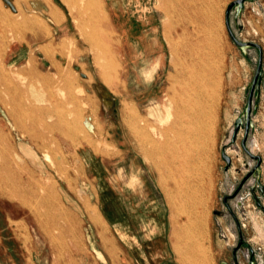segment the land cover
Listing matches in <instances>:
<instances>
[{"label": "rangeland", "instance_id": "rangeland-1", "mask_svg": "<svg viewBox=\"0 0 264 264\" xmlns=\"http://www.w3.org/2000/svg\"><path fill=\"white\" fill-rule=\"evenodd\" d=\"M231 1L0 0V50L11 45L0 56V66L8 62L0 69L1 84L17 76L28 82L23 70L29 62L50 81L33 80L23 102L0 100L9 106L46 98L37 104L49 105L51 94L67 117L78 119L81 140L68 148L50 141L55 134L46 132V149L38 150L11 126L0 103V129L12 142L11 173L18 183L16 190L0 189V264H264V0H244L228 12L234 37L256 43L260 55L257 47H240L230 37L225 11ZM259 56L262 74L251 91ZM210 61L203 73L198 65ZM173 73L208 84L201 94L209 105L207 132L192 143L195 154L188 163L192 194L202 204L189 213L200 225L196 237L202 251L187 252L184 259L174 243L180 246L185 235L174 239L171 233L166 188L172 186L167 177L172 163L158 160L174 143L162 133L168 121L155 115L170 84L179 85L171 80ZM125 112L148 122L137 125L153 134L158 151L133 136ZM85 116L92 127L88 145ZM238 118L242 123L234 132ZM25 125L31 127L29 121ZM53 156L60 160L59 171L50 166ZM47 181L59 207L49 206L39 185ZM92 206L103 231L91 221ZM176 221L182 223L185 215Z\"/></svg>", "mask_w": 264, "mask_h": 264}, {"label": "bare ground", "instance_id": "bare-ground-1", "mask_svg": "<svg viewBox=\"0 0 264 264\" xmlns=\"http://www.w3.org/2000/svg\"><path fill=\"white\" fill-rule=\"evenodd\" d=\"M4 15L8 16V14H4ZM95 15L97 17L96 11H95ZM99 29L98 31L101 32L102 31L101 28ZM107 35H108L107 36L108 40L113 38L111 33ZM10 46H11L10 43H7L6 47L0 50V56L4 55ZM97 46L101 47L102 45H97ZM105 48L107 49V47ZM46 52H48L47 49ZM173 55L175 56L174 48H173ZM7 63L8 62L2 63L0 69L4 70V65ZM211 65L212 62L210 61V63H204L201 66L200 65L198 66L202 69V72L205 73L210 68ZM23 71L26 72V74L29 77L28 82L27 81L23 82L22 76L15 77L16 79L13 82L10 81L11 78L9 77L6 78V76H4V78H6L7 80H3V81H10L9 84L7 83L1 84L2 82L0 79V97L6 99L9 98L21 99L22 101L23 91L27 89L28 85L30 89H32L33 80L40 81L42 85H46L50 82L48 76L38 72L35 64L32 62H29ZM4 74L8 75L7 72H4ZM21 77L22 79H20ZM170 77L171 80L174 78L177 79L179 85L174 88L173 85L170 84L171 88L169 87V89L166 91L163 99L164 102L161 103L162 105L161 112H165V114L164 116H162L160 112V108H157L155 115L158 121L159 120L160 121L166 120L165 122L168 121V127L166 125L168 130L166 128V130L164 129L165 131L163 130L164 132L162 133L163 135H168L166 141L172 142L174 144L170 146L167 150H165L166 152L164 153L165 155L160 157L158 160L160 163L166 164V162L168 161L172 163V171L169 175H167V177L171 180L172 186L166 188V193L168 196L170 208L172 210V217H173V229L171 232L172 238L175 239L176 237H178V234L182 232L185 235L184 238L182 239V242L180 243V246L177 245L176 242L174 243L175 246L174 248H176L177 250L179 249V251L176 250L177 254H179L182 257V259H184L186 257L185 254L187 252L192 256L194 249H197L199 253L202 251V248L200 246L201 244L199 240L197 241V237H196L197 234H199L200 225H198V221H196V219H193L189 214L191 211H193L196 208V205L200 207V205L202 204L200 202V199L195 198L194 194H192L193 190L191 191L192 183L190 182V180L193 175V169L188 163L189 160L195 154L193 153L192 143L197 142L198 139L200 137H203L207 132V127L205 126L203 120L208 115L207 112L209 105L206 97L201 96V94L203 95L206 94L205 91L208 88V84L207 81L198 82V80L191 78H186V80L183 81L175 73H173ZM123 90L125 91V89ZM187 95L193 97V99L192 98H190L191 100L185 99L184 96ZM45 99L46 98L43 99L36 98L35 100H33L34 102H32V99L30 100L28 99V102L25 104H23L22 101V102H17L16 105H9V106H6V103L4 102L2 103L1 100L0 103L3 106H5L4 110L6 111L9 117L11 126L17 129L21 134L26 135L30 140V142L38 150L45 151L46 149L47 141H48L45 140V136H44L46 132L54 133L55 137L54 135H52L50 137V141L52 142L56 141L57 144L61 146H63V144H66L68 148H73L78 146V144L81 143V140H79L76 135L78 129V119H76V117H71V118L67 117V115H69L70 113L66 112L64 106L62 105V102L58 101L51 94L47 97L49 105L37 104V102L39 101L43 102ZM25 105H30V106H25ZM152 109L151 112L154 110ZM87 112L89 111L85 110V113ZM125 113L127 115L123 117V121L126 126L128 125V127H131V129L134 131L133 136H136L135 138L139 139V141L141 140V143L143 140H145V142H147L148 144L151 143L150 144L151 151H158L156 144H154L155 140L153 139V134L151 133L150 135V133L146 131L145 127L142 126L144 124L149 125L148 122L145 121L143 118H140L137 112H133V113L125 112ZM152 113L154 115V111ZM51 117H54V119L52 118L53 120L50 123H48L46 119L47 118L49 119ZM90 120H91L90 117L87 116L84 117L83 126L85 129L86 136L83 142H86V145L90 143L88 137V135H90L91 133V128H92ZM27 121L30 122L31 127L25 125V122ZM138 121L142 122L141 123L142 125H139V123L137 125ZM66 133H68V135ZM17 139H19V137ZM12 153H13L12 142L9 140L7 134L3 133L0 129V170L2 171L4 170L5 172H8V175L1 174L0 189H3L5 187H10L15 190L18 189L17 187L18 183H16L17 181L16 179H14L13 174L11 173V165L13 163ZM50 166L55 170L59 171L60 170L59 168H61L60 160L59 161L56 160L53 156ZM39 185L42 188H44L47 193L49 206L56 205V207H59V205H57L56 193L54 190L53 183L51 181H47L44 183H39ZM1 193L3 195V192ZM11 197L14 196L11 195ZM174 197L178 200L177 204L174 203L173 201ZM91 208L92 210L89 211H90V218L92 223L103 231V219L100 213L98 212L96 207L92 206ZM180 215H185V221H183L182 223H178L176 221ZM102 244L104 246V243ZM186 261H188L187 263H190L191 259H188Z\"/></svg>", "mask_w": 264, "mask_h": 264}, {"label": "water", "instance_id": "water-1", "mask_svg": "<svg viewBox=\"0 0 264 264\" xmlns=\"http://www.w3.org/2000/svg\"><path fill=\"white\" fill-rule=\"evenodd\" d=\"M243 1L244 0H233L231 1L228 5H227V8H226V11H225V24H226V27L228 29V32H229V35L230 37L233 39V41L240 47H245V46H255L257 47V49L259 50V55H260V47L256 44V43H253V42H243V41H239L237 40L233 33L231 32L230 28H229V25H228V12H229V9L233 6L237 7V8H241L242 7V4H243ZM261 60H260V56H259V60H258V63H257V67H256V71H255V75L253 77V80H252V88H251V91L253 89V87H258V84H259V80H260V77H261ZM250 111H251V93L248 97V100H247V105H246V108H245V117H244V122H245V133H244V139L242 141V143H244V140H245V137L247 135V130L249 128V117H250ZM242 123V120L241 118H238L236 121H235V129H234V132L235 130L238 128L239 124ZM247 151V150H246ZM248 152V151H247ZM249 153V152H248ZM250 156L252 157H255L253 156L252 154L249 153ZM224 159L229 162V158L225 155H223ZM257 159L259 160V157L256 156Z\"/></svg>", "mask_w": 264, "mask_h": 264}, {"label": "crops", "instance_id": "crops-1", "mask_svg": "<svg viewBox=\"0 0 264 264\" xmlns=\"http://www.w3.org/2000/svg\"><path fill=\"white\" fill-rule=\"evenodd\" d=\"M93 1V0H92ZM88 2H91V0H88ZM99 4V3H98ZM100 5V12H101V4H99ZM91 13L93 14V16H96L95 15V11L93 10V9H91ZM105 22H103V24H104ZM106 23H107V21H106ZM101 24V23H100ZM105 183V181L103 182V184Z\"/></svg>", "mask_w": 264, "mask_h": 264}]
</instances>
